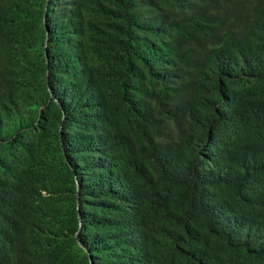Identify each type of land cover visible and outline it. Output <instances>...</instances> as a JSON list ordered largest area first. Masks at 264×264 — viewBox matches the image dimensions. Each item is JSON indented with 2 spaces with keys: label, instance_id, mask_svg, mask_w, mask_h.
Segmentation results:
<instances>
[{
  "label": "trees",
  "instance_id": "1",
  "mask_svg": "<svg viewBox=\"0 0 264 264\" xmlns=\"http://www.w3.org/2000/svg\"><path fill=\"white\" fill-rule=\"evenodd\" d=\"M0 264H264V0H0Z\"/></svg>",
  "mask_w": 264,
  "mask_h": 264
}]
</instances>
